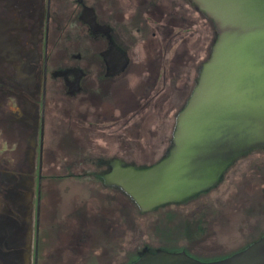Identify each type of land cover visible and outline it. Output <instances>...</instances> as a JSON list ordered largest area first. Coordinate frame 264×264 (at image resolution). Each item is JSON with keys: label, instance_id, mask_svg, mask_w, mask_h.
<instances>
[{"label": "flooded vegetation", "instance_id": "obj_1", "mask_svg": "<svg viewBox=\"0 0 264 264\" xmlns=\"http://www.w3.org/2000/svg\"><path fill=\"white\" fill-rule=\"evenodd\" d=\"M200 27L209 28L210 55L214 25L189 0H0V264H71L65 254L76 250L83 264L104 255L115 263V226L110 251L103 245L102 209L115 211L117 192L130 202L134 220L160 221L168 230L161 240L182 245L144 246L134 251L135 261L166 251L216 262L264 236L260 218L241 216L230 232L240 248L220 250L215 224L224 212L202 213L219 205L207 199L217 185L146 213L115 186V164L147 169L167 156L171 142L165 145L160 129L156 142L115 148L120 124L134 128L135 116L161 108V95L154 104L152 97L143 98V107L134 104L128 72L134 66L139 83L166 91L167 76L181 67L199 74L202 65L189 67L183 59H194L197 51L188 44ZM185 92L180 85L171 94L176 110L186 105ZM72 184L84 189L75 233L67 229L71 211L58 208L70 199ZM208 243L218 244L220 256L196 252Z\"/></svg>", "mask_w": 264, "mask_h": 264}, {"label": "water", "instance_id": "obj_2", "mask_svg": "<svg viewBox=\"0 0 264 264\" xmlns=\"http://www.w3.org/2000/svg\"><path fill=\"white\" fill-rule=\"evenodd\" d=\"M189 1L216 38L176 117L168 154L142 170L115 164V186L143 213L215 187L238 158L264 149V0ZM132 264H264V236L216 262L157 251Z\"/></svg>", "mask_w": 264, "mask_h": 264}, {"label": "rangeland", "instance_id": "obj_3", "mask_svg": "<svg viewBox=\"0 0 264 264\" xmlns=\"http://www.w3.org/2000/svg\"><path fill=\"white\" fill-rule=\"evenodd\" d=\"M208 29L207 27L205 33H203V31H201L202 27H200L196 37L189 41L188 48L193 47L197 53L194 59H192V56H188L187 60L183 59L185 65L189 67L201 66L209 58ZM178 71L182 72H174L167 76V91L163 87L152 88L150 86L148 87L147 84L139 83L135 77H132L136 72L134 66L128 72L131 97H136L135 99L137 100L134 102L136 106L143 107V98L149 97H152L151 103L154 104V99L160 95V100L162 102H159V106L161 105L159 109L160 112L152 110L143 116H135L132 119L134 121V128L125 129L121 124L118 126L117 131H115L116 149H127L130 146L136 147L142 143L156 142L157 136L160 134L158 132L160 129H162L161 134L163 135L164 133L165 145L172 139L176 115H178L183 105L177 104L178 102L175 100L173 103L178 105V109L176 110V108L171 105L170 96L178 86L184 85V90L187 91L184 94V98L186 96L189 97L194 89L192 80L197 79L199 76L198 73L194 74L192 69L187 70L185 66L181 67ZM171 84H173V86ZM128 103L130 105L131 102ZM129 105H125L124 108H127ZM83 190L84 189L80 185L72 184L70 199H65V201L61 200L58 203L59 210L71 211L72 223L70 226H67V229L71 230L72 233L78 230L74 220L75 217H77V219L79 218V195L83 193ZM117 193H119L117 194L119 200L115 198V211L111 206H104L102 209L105 221L103 224V226H105L103 230V245L110 251L113 249L115 226V263L113 264H132L136 260L135 252L140 251L144 246H148V249L166 245L173 249H180L182 247V245L176 244V241H174V243H169L161 240L164 235L163 231L167 230V227L164 226L163 228V224L160 221L152 224L145 219L135 218L134 220L132 217L134 215V210H132L130 202L121 192ZM208 197L213 204L219 201V203L217 202L219 205L214 204L216 205L215 208L213 206H204L205 209L202 213L205 211L210 213L224 212L220 215L221 217L217 218L218 220H216L215 224L222 239L218 240L223 246L220 250L227 252L240 248V241L232 238L230 232H233L231 226H233L234 229L237 227L241 216L251 217L252 219H255V216L256 218H260L258 219L259 229H264V151H255L253 154L236 160L219 179L217 186L212 189L207 199ZM205 204V202H202V206ZM226 219H229V221ZM113 220H115V225ZM133 220L135 228L132 227ZM233 222L235 223L233 224ZM209 226H211V224ZM190 233L187 234V238L191 240L192 235ZM165 242L168 244L165 245ZM205 249L207 250L205 252H207L210 257L214 258L220 256L221 251L219 250L218 244H199L196 247V252H202ZM76 251H74V253H66L65 256L67 260L70 261L71 264H83L78 260L79 253ZM104 254L105 251H103V255ZM104 257L105 255L102 260L97 261V264H111L105 262ZM94 263L96 264L95 261Z\"/></svg>", "mask_w": 264, "mask_h": 264}]
</instances>
